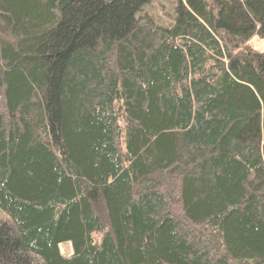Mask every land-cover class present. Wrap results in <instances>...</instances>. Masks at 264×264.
Wrapping results in <instances>:
<instances>
[{
  "label": "trees",
  "instance_id": "obj_1",
  "mask_svg": "<svg viewBox=\"0 0 264 264\" xmlns=\"http://www.w3.org/2000/svg\"><path fill=\"white\" fill-rule=\"evenodd\" d=\"M146 3L0 0V264H264V0Z\"/></svg>",
  "mask_w": 264,
  "mask_h": 264
},
{
  "label": "rangeland",
  "instance_id": "obj_2",
  "mask_svg": "<svg viewBox=\"0 0 264 264\" xmlns=\"http://www.w3.org/2000/svg\"><path fill=\"white\" fill-rule=\"evenodd\" d=\"M178 0H147V3L143 6V11L155 18L162 25H170L175 15V9L177 7ZM252 45L258 51H263L264 46L258 40L254 39ZM60 254L66 255L69 247L66 245L60 246Z\"/></svg>",
  "mask_w": 264,
  "mask_h": 264
}]
</instances>
